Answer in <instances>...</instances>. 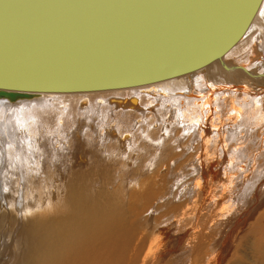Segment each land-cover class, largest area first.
<instances>
[{
	"label": "bare ground",
	"instance_id": "bare-ground-1",
	"mask_svg": "<svg viewBox=\"0 0 264 264\" xmlns=\"http://www.w3.org/2000/svg\"><path fill=\"white\" fill-rule=\"evenodd\" d=\"M214 1L209 0L210 12ZM26 21L17 16L3 29L23 28ZM154 48L163 51L160 43ZM257 48L261 53L252 55ZM225 53L140 86L119 82L111 90L0 96V264H264V0ZM232 56L244 61L230 62ZM163 72L161 66L156 75ZM223 101L235 120L225 125L235 133L229 139L216 134L221 154L215 168L214 157L202 153L211 179L200 187L177 185L173 174L181 166L185 139L180 133L189 125L194 134L210 129L207 118ZM153 106L165 108L175 126L184 125H167L164 135L169 127L173 135L165 142L164 136L157 141V129L148 123L143 129L137 120ZM252 130L261 139L249 155L257 142ZM127 153H133L131 159ZM75 155L82 156L75 161ZM257 167L262 169L251 177ZM57 190L64 194L48 199ZM240 194L245 198L235 208L231 201ZM222 219L227 227L216 237L212 226Z\"/></svg>",
	"mask_w": 264,
	"mask_h": 264
},
{
	"label": "water",
	"instance_id": "water-1",
	"mask_svg": "<svg viewBox=\"0 0 264 264\" xmlns=\"http://www.w3.org/2000/svg\"><path fill=\"white\" fill-rule=\"evenodd\" d=\"M232 1L215 0L210 12L209 0H0V96L140 86L210 64L238 41L259 2ZM17 16L23 28L3 29Z\"/></svg>",
	"mask_w": 264,
	"mask_h": 264
},
{
	"label": "rangeland",
	"instance_id": "rangeland-1",
	"mask_svg": "<svg viewBox=\"0 0 264 264\" xmlns=\"http://www.w3.org/2000/svg\"><path fill=\"white\" fill-rule=\"evenodd\" d=\"M253 51H255V52H253V54L252 55H254V56H257V55H259V53H261V50L259 49V48H257V50H253ZM250 56V58H246V59H244V60H240L239 58H235L234 56H232V57H228V59H229V61L230 62H239V61H244V62H246V63H248V62H250L252 59H254L253 57L254 56ZM237 61H236V60ZM243 62V63H244ZM242 95V93L241 94H237V96L239 97V96H241ZM222 97H224V96H222ZM226 98H224V100H226V104L228 103L229 104V97H228V95L226 94V96H225ZM218 99V98H217ZM219 100H221V99H219ZM217 101V100H216ZM228 101V102H227ZM62 102V100H58V102H57V104H60ZM148 102L149 101H147V100H145V104L147 103L148 104ZM224 103V101L222 102V104H219V107H216L217 108V110L215 109L214 111H212V112H210V114H212V116L210 115L208 118H207V125L208 126H210L209 128L210 129H208V128H206L205 130H199V132H197V131H195V134H194V128H195V126H194V128L193 127H191L192 125H189V128L184 132V131H182V133H180L181 134V137H180V139L181 138H185L184 139V141H183V139H181V141H183L184 142V148H183V150L181 151V156H179V158H180V162H181V166H180V168L177 170V174H173V176L174 177H176L177 179H179V183L177 184V185H183V187H184V185H185V187H189L190 188V186L191 187H195L196 186V184L197 185H199V187H200V185L202 186L203 184H205V182H207V181H209L210 179H211V177H212V175H211V172L209 173L208 171H210V170H208V168L206 169V166L205 167H203V164H202V159L201 158H203L202 157V155L204 154L205 156L207 155H209V157L210 158H213L214 157V162H212V169L213 168H215L216 166H217V164H218V160H220L218 157L220 156V154H221V152H220V148H219V143L217 142V141H215L218 145L216 146V144H215V142H214V140H215V138H216V134L218 135V136H220V135H223L224 136V138L225 139H229V136L230 135H233V133H235V131L232 129V130H229V128L225 125V124H228L229 123V120H232L233 119V116H231V108H228L229 106H227V108H228V110H230L229 112L226 110L227 108H226V104ZM224 104V105H223ZM166 105V104H165ZM221 105H223V106H221ZM76 106H77V103H76ZM81 107L82 106H85L84 104L82 105H80ZM164 107H166V106H164ZM221 107H222V109H221ZM224 107V108H223ZM150 108V107H149ZM121 109V110H120ZM152 109V110H151ZM150 110H148V111H144V112H141V116L139 115L140 114V112H135V114H138V115H136L137 117L138 116H140L139 118H137V120L138 121H140V123L142 124H140L141 125V127H143V129H144V127H147V126H149L150 127V130H153V129H157L158 130V135H157V141H159V140H161V137L162 136H164V142L165 141H167L172 135H173V132L171 131V128L172 129H179V128H181V127H183L180 123H178L177 122V125L175 126V124H173V121L174 120H172V118H170L167 114H166V110H164V109H162V107L159 109L160 111H157L156 110V106H153L152 108H151ZM225 109V110H224ZM108 110H112V109H106V111H108ZM143 110V105H142V107H141V111ZM104 112H105V109L103 110ZM113 111H114V113H118L119 114V112L120 113H125L126 112V110H124V109H122V108H113ZM124 111V112H123ZM128 111V110H127ZM140 111V110H139ZM150 111V112H149ZM228 112V114H226L227 112ZM103 112V113H104ZM129 112V111H128ZM214 112H215V115H214ZM217 112H219V115H218V113ZM225 112V113H224ZM130 113V112H129ZM143 113V114H142ZM209 113V112H208ZM229 113H230V115H229ZM126 114H128V113H126ZM224 116H223V115ZM206 114L204 113L203 114V116H205ZM213 115L214 116H216V118L215 117H213ZM227 117H229V118H226V116ZM212 117L215 119V123H213V121H212ZM223 117L225 118V120L223 119ZM231 117V118H230ZM220 119V121H217V120H219ZM217 119V120H216ZM113 120V119H112ZM142 120H143V122H142ZM226 120H228V122L226 121ZM81 120H78V126H79V122H80ZM115 123H116V121L115 120H113ZM221 121H225V122H223V124H224V126H225V128H224V126H223V124H221L222 122ZM232 121H235V120H232ZM171 122V123H170ZM231 122V121H230ZM148 123V125L147 126H145V124H147ZM211 123V124H210ZM170 124V126H171V128L169 129H167V133H166V135H164V133H163V129L165 128V127H167V125H169ZM215 126H214V125ZM220 124V125H219ZM181 125V126H180ZM180 126V127H179ZM218 126V127H217ZM221 126H222V128H221ZM191 127V128H190ZM221 129H220V128ZM122 128V133H124V132H128L129 134H130V137H132L133 136V132H132V130L131 129H129L128 127H125V128H123V127H121ZM219 128V129H218ZM259 128V127H258ZM193 129V130H192ZM212 129V130H211ZM225 129V131L227 132H224L223 130ZM227 129V130H226ZM235 129V128H234ZM261 129H263V128H261ZM216 130V131H215ZM229 130V131H228ZM215 133H214V132ZM180 132H181V130H180ZM190 132V133H189ZM202 132V133H201ZM209 132V133H208ZM225 134H223V133ZM229 132H230V134H229ZM252 132H253V134L251 135V140H254V139H256L257 140V144L255 143L254 144V146L253 145H251V148L253 149H251L250 150V152H249V155H253V153H255V148L258 146V143L260 142V139L261 138H259V137H261V136H259V134L257 133V130L256 131H254V130H252ZM121 133V134H122ZM169 133H172V135L171 134H169ZM214 133V134H213ZM183 134V135H182ZM190 134H191V136H190ZM197 134V135H196ZM212 134V135H211ZM257 134H258V137H257ZM226 135L228 136V137H226ZM170 136V137H169ZM188 138H187V137ZM204 136V137H203ZM190 137L191 138H195L194 140L192 139H190ZM212 137H213V139H212ZM236 137V138H235ZM234 137V139H235V142H238V139H240V135L238 136V135H236ZM217 138H219V137H217ZM216 138V140H218ZM187 139V140H186ZM210 139V140H209ZM244 139H246V138H241V142L244 140ZM205 140H207V141H205ZM188 141H190V142H188ZM194 141V142H193ZM208 141H210L209 143H211V142H214V144L212 143V144H208ZM196 143H197V145H199V147H196ZM205 143H206V145H205ZM195 145V147H193L194 149H192V147L191 146H194ZM209 145V146H208ZM213 146H215V147H217V148H219V149H217V148H214ZM205 147H207V149L205 148ZM208 147H210V150L208 149ZM66 148V147H65ZM203 148H205V151L206 150H208V153L207 154H205L206 152L203 150ZM215 149V150H214ZM194 150V151H193ZM196 150H198V151H196ZM199 150H200V154H199ZM202 150H203V152H202ZM219 150V151H218ZM176 151H179L180 152V149H176ZM216 151H218V153L216 152ZM197 152V154L195 155V153ZM251 152H253V153H251ZM203 153V154H202ZM212 154V155H211ZM216 154H217V156H216ZM197 155H199L200 157L197 159V161L195 160L198 156ZM82 156V155H81ZM81 156L80 155H75V161H77L78 159H80L81 158ZM132 156H133V153H127L126 154V158H128V159H131L132 158ZM216 156V157H215ZM187 157V158H186ZM196 157V158H195ZM186 158V159H185ZM216 158V159H215ZM201 159V160H200ZM218 159V160H217ZM86 162H87V157H85V160H84V164H86ZM217 162V163H216ZM214 163V164H213ZM200 164V165H199ZM78 165L79 166H81V164L80 163H78ZM202 165V166H201ZM213 165H214V167H213ZM198 166H201V167H199L198 168ZM264 167V166H263ZM148 169V168H147ZM203 169V170H202ZM207 171H206V170ZM260 169H262V167H259V170ZM259 172V170H258V167L257 168H255V170H253L252 172L253 173H251V177H253V175L255 176L258 172ZM199 173V174H198ZM210 176V177H209ZM182 177H183V179H182ZM201 177H202V179H201ZM208 177V178H207ZM195 181V182H194ZM214 181L216 182V180H215V178H214ZM181 182V183H180ZM194 183V184H193ZM196 183V184H195ZM199 183V184H198ZM188 184V185H187ZM213 186V185H212ZM196 187H198V186H196ZM217 187V186H216ZM218 190H221V188L220 187H218L217 188ZM64 193H63V191H60V190H57L55 193H54V195L52 196L51 195V197H48V199H58L59 197H61L62 195H63ZM218 194H220V191H219V193ZM221 195V194H220ZM239 197H234L233 199H232V201H231V204H233V207H238L240 204H241V202L244 200V194H240V195H238ZM242 196V197H241ZM237 201H238V203H237ZM223 204V203H222ZM236 204H237V206H236ZM226 205V204H225ZM264 209V208H263ZM228 219V218H227ZM227 219H222V221L221 220H219L218 221V223L216 224V227H214V225L212 226L214 229H212V230H214L215 232H214V234L216 233V237H220V233L222 232H224L225 231V229H226V227H227ZM226 221V222H225ZM220 224V225H219ZM250 224V223H249ZM263 224H264V222H263ZM224 225V226H223ZM219 226V227H218ZM211 227V228H212ZM205 231H207V230H205ZM263 231H264V229H263ZM261 238H262V241H264V232L261 234ZM245 239H249V238H245ZM207 247V249H206V252H209L210 251V246H206ZM241 247H242V245H241ZM233 254H234V252H233ZM232 256V255H231ZM232 258V257H231Z\"/></svg>",
	"mask_w": 264,
	"mask_h": 264
}]
</instances>
